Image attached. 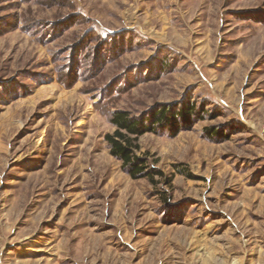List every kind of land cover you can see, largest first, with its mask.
I'll use <instances>...</instances> for the list:
<instances>
[{
  "label": "rangeland",
  "instance_id": "rangeland-1",
  "mask_svg": "<svg viewBox=\"0 0 264 264\" xmlns=\"http://www.w3.org/2000/svg\"><path fill=\"white\" fill-rule=\"evenodd\" d=\"M0 264H264V0H0Z\"/></svg>",
  "mask_w": 264,
  "mask_h": 264
},
{
  "label": "trees",
  "instance_id": "trees-1",
  "mask_svg": "<svg viewBox=\"0 0 264 264\" xmlns=\"http://www.w3.org/2000/svg\"><path fill=\"white\" fill-rule=\"evenodd\" d=\"M194 113L191 104H184L178 110L169 112V108L161 107L159 112L153 115L154 122L148 124L145 121L137 120L127 112L116 111L109 119L110 125L115 129L112 134L104 136L109 153L122 164L128 175L133 179L143 178L153 181L155 176L162 175L158 172L147 169L142 160L137 156L138 140L147 132L155 133L161 125L167 126L171 130L177 129L178 121L186 122ZM178 172L189 177L187 173L178 169ZM170 183V180H167Z\"/></svg>",
  "mask_w": 264,
  "mask_h": 264
}]
</instances>
